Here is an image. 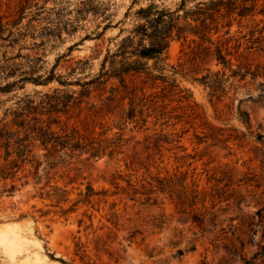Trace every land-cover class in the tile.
<instances>
[{
    "label": "rangeland",
    "instance_id": "1",
    "mask_svg": "<svg viewBox=\"0 0 264 264\" xmlns=\"http://www.w3.org/2000/svg\"><path fill=\"white\" fill-rule=\"evenodd\" d=\"M85 1L0 0V264H241L223 250L238 235L250 259L264 228V0L243 18L221 9L212 44L174 37L124 83L100 68L136 10L182 0H92L79 15ZM51 72L63 84L18 81ZM49 132L102 150L42 146Z\"/></svg>",
    "mask_w": 264,
    "mask_h": 264
},
{
    "label": "trees",
    "instance_id": "2",
    "mask_svg": "<svg viewBox=\"0 0 264 264\" xmlns=\"http://www.w3.org/2000/svg\"><path fill=\"white\" fill-rule=\"evenodd\" d=\"M259 0H208L207 2H197L191 10L185 11L186 0L180 2L179 8L171 11L170 9L160 8L153 3L147 4L145 7H140L134 13L135 24L132 26L131 30L128 31L127 35L123 37L120 42L116 45L114 52L106 53L100 68V75H106L107 78H117L119 82L124 83L125 77L129 74H138L140 70L146 68L140 60H153L155 64L163 62V54L167 49L170 41L176 37H186L185 34H190L198 37L202 41L211 43L210 38L207 36L210 32L208 28V21H214L215 16L220 14L221 9L226 8L227 12L230 14L236 13L240 18H243L251 13L255 9L257 2ZM82 7L79 9V15L94 12L98 10V6L92 0H86L81 3ZM179 10L183 11V15H179ZM237 11V12H235ZM264 17V11L259 12ZM127 14L125 15V17ZM191 23H194L191 25ZM198 23V25H197ZM16 25L13 24V26ZM57 27V26H56ZM54 28L57 30L58 28ZM107 26L104 27V30ZM4 28L0 24V40H4L2 36V31ZM48 31H51L49 29ZM20 35V34H19ZM12 33L9 32L7 37H11ZM264 37V35H263ZM262 48L264 50V39L262 40ZM229 53L222 52L220 47H215V60L217 63L221 64L224 69H230L231 62L230 59H226V56ZM119 58V60H118ZM134 58V60H130ZM108 64V68L106 67ZM238 67L237 71H231V76H241L245 77L249 72L244 71L241 73ZM252 77L254 75L250 74ZM224 74L217 72L212 77H204L207 80L211 91L215 94L219 89L222 82L226 80L222 79ZM98 77V78H99ZM56 80L58 84H63L59 77L54 76L51 72L45 77H36V78H19V82L30 81L35 85H46L49 82ZM15 83L5 84L2 88V92H9L10 88ZM86 84V83H85ZM49 135L50 137H48ZM1 138V136H0ZM66 139L67 136H64ZM42 146H47L49 143H53L51 146L59 147L61 150L68 148L71 151H84L88 153V158H95L99 156L100 150H102L100 145H94L93 143L89 144H80L78 139L67 138L66 140H61L60 137L56 136L54 133L49 132L46 136H40L38 139ZM74 141V142H71ZM8 141H5L3 144L6 147L5 150V159L10 156L8 151ZM16 156L20 157L21 152L18 150ZM11 164L15 163V160L10 162ZM160 187H158L160 192L164 191V184L159 181ZM91 190H87L85 193L86 198L91 196ZM264 208L258 209L256 215L259 218V222L264 221L263 215ZM254 234V233H253ZM235 240L239 242V249L229 245L224 246L223 250L229 259L239 258L241 264H255V261L260 259L262 264H264V228L260 236V241L256 244L257 250L253 253L250 259H247L243 256L242 252L244 251L245 243L240 239V235L235 237ZM252 240H249V244L252 245Z\"/></svg>",
    "mask_w": 264,
    "mask_h": 264
}]
</instances>
